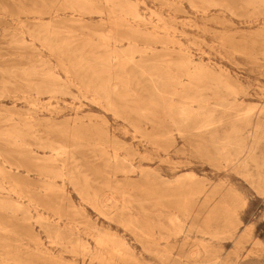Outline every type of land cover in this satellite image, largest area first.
I'll return each instance as SVG.
<instances>
[{"label":"rangeland","instance_id":"obj_1","mask_svg":"<svg viewBox=\"0 0 264 264\" xmlns=\"http://www.w3.org/2000/svg\"><path fill=\"white\" fill-rule=\"evenodd\" d=\"M0 186V264H264V0H0Z\"/></svg>","mask_w":264,"mask_h":264},{"label":"bare ground","instance_id":"obj_2","mask_svg":"<svg viewBox=\"0 0 264 264\" xmlns=\"http://www.w3.org/2000/svg\"><path fill=\"white\" fill-rule=\"evenodd\" d=\"M109 2H112V1H109ZM114 2V1H113ZM112 4V3H111ZM67 44V43H66ZM190 65V64H189ZM196 65V64H195ZM197 66V65H196ZM29 70V69H28ZM182 85V84H181ZM104 87V86H103ZM105 87H107V86H105ZM104 87V88H105ZM103 89V88H102ZM106 91H107V89H106ZM247 124V123H246ZM236 126V130H239V128H238V126H240V125H235ZM241 127V126H240ZM251 138H252V136H251ZM57 155H58V153H57ZM0 188H1V186H0ZM3 188V187H2ZM1 190V189H0ZM3 203V202H2ZM102 206V205H101ZM103 207V206H102ZM101 212H102V210H101ZM100 213V212H99ZM112 220V219H111ZM113 222V221H112ZM108 239V238H107ZM80 240V239H79ZM76 241V240H75ZM83 241V240H82ZM80 242V241H79ZM79 242H77V243H79ZM83 243H84V241H83ZM80 245V244H79ZM85 246V245H84ZM124 246H125V244H124ZM85 249V248H84ZM131 249V248H130Z\"/></svg>","mask_w":264,"mask_h":264}]
</instances>
